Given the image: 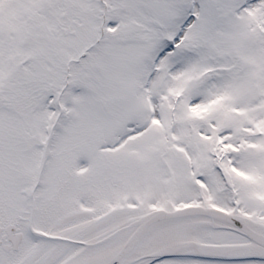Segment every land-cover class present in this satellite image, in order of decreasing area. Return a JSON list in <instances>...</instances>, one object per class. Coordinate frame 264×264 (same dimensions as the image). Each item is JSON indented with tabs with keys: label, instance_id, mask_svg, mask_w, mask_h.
<instances>
[{
	"label": "snow or ice",
	"instance_id": "1",
	"mask_svg": "<svg viewBox=\"0 0 264 264\" xmlns=\"http://www.w3.org/2000/svg\"><path fill=\"white\" fill-rule=\"evenodd\" d=\"M0 264H264V0H0Z\"/></svg>",
	"mask_w": 264,
	"mask_h": 264
}]
</instances>
